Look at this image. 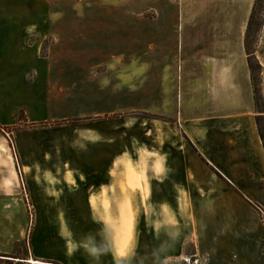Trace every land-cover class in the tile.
<instances>
[{
	"label": "rangeland",
	"instance_id": "374dc122",
	"mask_svg": "<svg viewBox=\"0 0 264 264\" xmlns=\"http://www.w3.org/2000/svg\"><path fill=\"white\" fill-rule=\"evenodd\" d=\"M7 17L27 21L29 29L11 34V47L27 49L31 55L23 86L18 88L23 95L16 104L12 101L7 115L11 123L0 122V162L6 159L5 148L16 179L8 186L10 196L0 197V248L8 249L0 252V264H30L15 259L31 257L32 235L39 224L53 225L54 220L56 236L70 239L64 217L39 213L56 206L60 187H75L76 169L61 166L60 149L79 139L73 126L86 118H52L61 114L59 105L50 95V85L36 79L35 65L46 63L44 58L49 57V63L70 58L78 76L87 70L88 86L75 90L76 107L88 108L92 115L87 116V125L92 127L101 120L110 123L111 118L124 121L120 140L133 152L111 171L123 191L121 197L111 199L103 189L90 198L95 216L87 219L98 221L102 229L87 227V235L100 241H87V264H133L130 255L138 218L127 193L144 192L141 199L146 200L154 158L147 148L163 154L164 147L175 149L180 141L187 160L204 171L205 181L211 179L206 178L202 161L214 157L217 168L227 171L233 158L248 154L251 132L264 154V0H0V22ZM105 86L123 92L124 110L94 116L103 107L95 96ZM42 106H47L48 120L40 119ZM180 111L181 124H176ZM100 128L109 135L118 129L110 124ZM160 159L155 157L157 171L162 169ZM233 169L236 175L246 173L248 179L264 176L253 166ZM232 189L201 200L203 217L221 223L228 208L247 214L253 204ZM188 211L185 202L184 212ZM261 219L264 224V213ZM188 241L177 258L134 264H186L185 256L204 264ZM100 255H106L108 262L100 263ZM211 264L230 263L220 257Z\"/></svg>",
	"mask_w": 264,
	"mask_h": 264
},
{
	"label": "crops",
	"instance_id": "0c3cea01",
	"mask_svg": "<svg viewBox=\"0 0 264 264\" xmlns=\"http://www.w3.org/2000/svg\"><path fill=\"white\" fill-rule=\"evenodd\" d=\"M3 20L0 22V122L1 125H10L7 115L8 112L11 114L12 101L17 102L18 97L21 98L23 95L18 88L23 86L28 57L31 54L27 49L11 47V34L16 30L20 32L29 29L26 26L27 21L17 18L13 21L11 17ZM13 23L19 24L16 26L18 29L12 27ZM47 60L46 63L34 65L38 73L37 81L50 85V95L59 105L57 111L61 114L52 118L85 117L86 121L73 126L75 136L79 139L72 145L67 144V147L62 146L60 149L61 166L68 164L76 169L75 187L65 190L60 187L56 206L47 207L39 213L42 216L64 217L63 222L68 227L70 239L56 236L59 229L54 220L53 225L39 224L32 235L31 257L54 264H81L84 259L83 264H87V241L94 243L99 241L96 236L87 235V227L90 226L95 231L102 229L98 221L87 219L88 215L95 216L90 198L100 195L103 189L111 199L121 197L123 191L111 176V171L115 163L126 155L131 157L133 152L125 149L122 139L120 140L124 134L123 127L120 126L124 125V121L111 118L107 119L110 123L101 120L98 126L92 127L87 125V116L92 115L87 113L88 108L76 107L75 90L77 86H88L87 70L84 69L83 75L78 76L79 70L70 58L58 60L57 63H49ZM104 88L95 96L103 107L95 112L94 116L122 112L124 107L120 104L123 92H113L108 86ZM63 90H68V95L63 94ZM48 113L47 106H42L40 119L48 120ZM181 119L180 111L175 123L181 124ZM104 124L118 128L112 133L115 137L101 130L100 127ZM177 130L183 136L184 131L178 127ZM178 144L175 149L171 146L164 147L163 154L159 149L147 148L154 158L148 169L147 193L144 197L146 200L141 199L144 192H140L138 196L133 191L127 193L138 218L136 241L130 255L131 262L159 263L167 257L177 258L182 255L185 242L190 240L204 264L214 263L220 257L228 258L230 264H264V224L261 219V213H264V176L248 179L246 173L236 175L233 169L236 166L243 168L253 166L259 173H263L264 154L260 160L251 142L248 154L238 160L233 158L225 172L217 168L214 157L211 161L206 159L202 162L206 168V178L211 180L205 181L201 175L204 171H197L195 168L197 164L187 160L184 146L180 141ZM6 152L4 148L3 154L6 159L4 163L0 162V197L4 199L10 196L8 186H13L16 181ZM174 153H178L179 156L173 159L171 157H174ZM66 154L67 159L64 158ZM156 156L163 157L160 159L162 164L160 171H157L154 165ZM133 172L136 173V170ZM212 176L216 179L213 180ZM41 180L42 177L40 182L43 183ZM214 184L217 188L213 186ZM232 186L254 207L250 205L251 209L247 214L228 208L224 214L227 218L220 220L221 223L219 219L215 222L214 218L208 220L209 217H203L199 209L201 200L218 192L229 193L228 190H233ZM185 202L189 213L184 212ZM98 216H101L100 213ZM228 217L234 219V222H230ZM57 224L61 228L62 220H58ZM3 250L0 248V252L8 253L6 245ZM90 256V259H93L92 255ZM106 258V255L104 257L100 255L99 262L107 263Z\"/></svg>",
	"mask_w": 264,
	"mask_h": 264
},
{
	"label": "bare ground",
	"instance_id": "6f19581e",
	"mask_svg": "<svg viewBox=\"0 0 264 264\" xmlns=\"http://www.w3.org/2000/svg\"><path fill=\"white\" fill-rule=\"evenodd\" d=\"M250 128V127H249ZM251 142H252V145H253V148L255 150V153L257 155V157L261 160L263 158V151H262V148L260 147L259 145V142L258 140L256 139V136H255V132H251ZM16 261L18 262H24V263H30V264H43V261L39 260V259H34L33 257H29L27 258L26 260L24 259H15Z\"/></svg>",
	"mask_w": 264,
	"mask_h": 264
},
{
	"label": "built area",
	"instance_id": "2783aa9c",
	"mask_svg": "<svg viewBox=\"0 0 264 264\" xmlns=\"http://www.w3.org/2000/svg\"><path fill=\"white\" fill-rule=\"evenodd\" d=\"M182 260H183L186 264H192V263H193V264H197L199 259H197V258H195V259H191V257H189V256H185V257L182 258Z\"/></svg>",
	"mask_w": 264,
	"mask_h": 264
},
{
	"label": "clouds",
	"instance_id": "9594fccd",
	"mask_svg": "<svg viewBox=\"0 0 264 264\" xmlns=\"http://www.w3.org/2000/svg\"><path fill=\"white\" fill-rule=\"evenodd\" d=\"M161 159H163V157H161Z\"/></svg>",
	"mask_w": 264,
	"mask_h": 264
}]
</instances>
